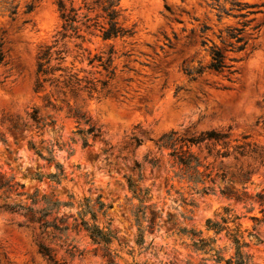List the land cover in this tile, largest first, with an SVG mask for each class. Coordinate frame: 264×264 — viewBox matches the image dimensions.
I'll list each match as a JSON object with an SVG mask.
<instances>
[{
  "label": "rangeland",
  "instance_id": "1",
  "mask_svg": "<svg viewBox=\"0 0 264 264\" xmlns=\"http://www.w3.org/2000/svg\"><path fill=\"white\" fill-rule=\"evenodd\" d=\"M55 1L52 0L50 6H44L45 0H21L14 19L7 12L0 11V43L5 55L0 65V85L9 76H15L21 90L30 91L38 104H43L44 98L53 103L52 95L72 96L58 93V89L48 84L45 91H34L39 48L53 45L47 37V31L56 20L60 21L61 29ZM189 2L191 7H179L185 5L186 0H140L145 7L134 10L137 13L135 16L124 15L128 12L127 8L121 10L119 21L124 28L132 30V36L104 40L99 31L93 28L86 31L83 28L81 34L84 39H65L63 45L58 47L64 50L65 62L62 66L96 85L97 92L92 98L85 92L79 93L88 97L89 106L94 109L98 103L101 104L106 109L104 114L110 127L129 133L140 130L138 135L131 137L135 143L132 155L138 158L131 165H126L128 170L124 174L116 170L119 179L113 182L111 188L107 191L101 188L94 193L82 178L85 184L83 189L73 183L74 171L79 173L82 168L93 165V160L85 151L88 147L84 148L81 143L78 150L65 152L60 142L56 141L57 151L65 152V155L60 156L59 160L52 155L55 162L62 165L66 179L60 185L50 183L47 179L38 182L31 177L35 174H52L56 170L54 165H48L29 148V142L36 146L35 140L25 138L30 126L18 116L11 130L14 133L13 140L20 136L22 142L15 157L9 149L0 153V176L12 179L13 184L24 185V189L10 193L0 191V264H51L39 253L37 241L49 246L61 263L108 264L101 247L94 245L85 231L71 228L62 240H52L47 234L39 236L38 230L32 232L25 227L26 219L21 214L2 207L5 204L26 203V196H17V193L32 194L36 190L40 195L54 196L59 201H68V196L73 195L76 202L87 197L94 204L100 197L108 208L104 216L97 214L98 224L102 228L110 224V229L117 234L118 241L110 245L117 264H200L203 259H211L210 255L195 253L189 246L191 240L178 234L179 227L201 231L203 236L215 238V248L220 249L226 258L233 256L231 240L225 234L216 236L208 233L205 227L207 219H216V215L222 214L226 207L240 217L237 223L241 224L240 231L249 243L244 252L251 256L254 264H264V206L261 207L254 200L237 202L227 199L217 189L215 194H196L190 184L175 177L178 170L172 166L169 150L159 151L156 146L162 135L176 133V129L170 126L174 120L189 116L198 124L197 129L193 131L189 125L185 128V134L178 137L193 138L215 130L228 134L231 140L247 137L248 141L264 146V51L252 43V33L264 31V8L243 33L244 38L248 37L245 38L248 42L245 50L238 55L226 53L227 57L241 59L236 64V74L228 77L227 72L217 73L205 69L202 75L190 79L184 69L207 67L211 63L210 48L213 45L224 48L218 38L219 33L229 26L239 25L234 18L218 21L217 11L207 6L204 0ZM29 3H33L34 9L30 14H25V6ZM150 4H159L165 16L162 17L160 11L153 16L148 7ZM49 8L54 10L55 15ZM81 12L86 13L85 10ZM139 12H143V15ZM160 19L164 20L163 24L159 22ZM38 23L40 27H37ZM257 25L259 28L253 31ZM204 27L209 30L202 33ZM203 41L207 42L205 46L202 45ZM249 51L251 55L245 60V54ZM95 57L102 58L103 62L111 57L109 70L105 71L98 59L90 64ZM59 74L56 73V77ZM38 104L29 107L26 115L29 116L33 109L39 110ZM68 114L62 128L71 125L75 132V120L68 118ZM52 121L56 124L55 120ZM16 123L18 129L13 130L12 126ZM47 128L55 132V125ZM37 131L40 136L44 135L43 130ZM75 142L73 139L72 143ZM193 151L202 158L206 156L204 145L201 149L193 147ZM123 159L127 160L128 157ZM18 160L22 163L18 164ZM151 160L158 161V167L152 168L149 164ZM212 161V158L208 159V162ZM105 164H111L107 152L104 161L96 164L98 177ZM214 167L216 171L219 167L225 168L219 162ZM49 168L53 170L49 171ZM129 178L136 182L138 188L149 190V196L142 204L146 207V216L150 217L151 212L157 213L155 229L153 232H144L145 244L142 248L135 243L138 229L133 217L141 204L128 188ZM253 182L248 185L249 194H264L263 174L255 175ZM216 186L225 185L217 180ZM233 186L241 190L237 181ZM190 200L193 205L188 204ZM251 207L253 210H250ZM58 217L68 218L67 224L72 227L73 217H77L76 209L63 208ZM145 226L146 223H143ZM249 234L256 235L260 243L250 239ZM147 237L153 239L147 240ZM69 244L78 251L73 257L66 252ZM208 264L212 262L208 261Z\"/></svg>",
  "mask_w": 264,
  "mask_h": 264
},
{
  "label": "trees",
  "instance_id": "2",
  "mask_svg": "<svg viewBox=\"0 0 264 264\" xmlns=\"http://www.w3.org/2000/svg\"><path fill=\"white\" fill-rule=\"evenodd\" d=\"M21 0H0V11L7 12L9 17L14 19L18 14ZM210 8L217 11L218 21L224 18H234L238 20V27L229 26L225 31L219 33L218 38L224 45L220 48L213 45L210 48L211 63L207 67H198L195 75L190 69H184V73L191 78L200 76L205 69L213 70L217 73L227 72L228 77L237 73L236 64L241 61L235 56L227 57L226 53L238 55L243 52L247 46V41L243 37V33L256 20V16L262 13L264 2L249 3L244 0H204ZM256 1V0H251ZM264 1V0H261ZM55 5L61 20L60 40L64 41L69 38L84 39L81 32L83 28L88 31L95 29L101 33L104 40L125 38L132 36V30H128L120 23L121 9L118 0H56ZM226 5H230L229 8ZM34 9L33 3L26 4L25 14H30ZM85 10L86 13L81 12ZM91 15H94L93 17ZM259 26L253 27L256 31ZM209 30L204 27L202 33ZM206 41L202 42L205 46ZM0 43V65L3 64L5 55L1 50ZM96 59L105 71H108L112 65L111 57L106 61L102 58H94L90 61L92 64ZM56 62L55 65H52ZM65 62L64 50L53 45H44L39 48L37 53V65L35 73L34 91L39 93L45 91V86H54L58 89V93L72 96H78L79 93L85 92L90 98L97 92L96 85L92 81L84 80L77 73L63 67ZM56 73H60L56 77ZM112 73V71H111ZM84 83V85H82ZM105 85V84H104ZM48 104H52L50 101ZM37 109H33L29 115L30 119L36 123L37 130L42 128L36 120ZM78 113L70 112L68 118L74 119L76 122ZM87 123V121H85ZM54 121L45 122V127L54 126ZM13 130L18 129V124L12 126ZM96 127L89 124L87 129L77 127L76 135H81L85 131L90 135L96 132ZM94 138V137H93ZM82 146L88 147L89 140H82ZM29 148L33 150L48 165H54L55 172L48 175L35 174L31 178L42 182L47 179L50 183L60 185L66 179L62 165L55 162L52 151L45 156L41 151L36 150V146L31 142L28 143ZM139 145L137 141V146ZM204 145L206 156L200 157L193 151V147L201 149ZM159 151L169 150V158L172 166L178 171L175 177L187 182L196 194L210 195L215 194L216 189L222 197L232 199L237 202H247L254 200L261 207L264 206V194L257 193L251 196L248 192V185L254 184L253 177L263 174L264 169V146L248 141L247 137L240 140H231L226 133L215 130L201 133L193 138L178 137L175 132L162 135L156 142ZM212 158V162L208 159ZM219 162L224 165V169L219 167L216 171L214 164ZM149 164L152 168L158 167V161L151 160ZM139 168L140 166L137 165ZM220 180L225 186H216V181ZM236 181L241 185V190H236L233 186ZM209 183L210 185H208ZM128 188L133 193V197L139 200L141 204L133 213L135 224L138 229L136 245L142 248L145 244L144 232L149 230L153 232L156 226L157 213L151 212L150 217L146 216V207L142 204L149 196L148 189H140L136 182L128 179ZM24 189V185L12 183V179H6L0 176V191L4 193L17 192ZM17 196H26V203L5 204L2 207L10 212L19 213L26 219L25 227L32 232L39 231V236L47 234L52 240L60 241L66 237L67 232L72 228L74 230H83L91 239L94 245L100 246L104 257L108 259V264H117L114 260L113 252L110 245L114 241H118L117 234L110 229V224L106 228H102L98 224L97 214L105 215L106 204L98 197L96 202L92 204L91 200L84 197L82 200L75 201L73 195L68 196V201H59L54 196L40 195L36 190L32 194L17 193ZM141 196V197H140ZM184 202V201H183ZM193 205L192 200L188 202ZM63 208L76 209V216L73 217V225L67 224L68 218L58 217L59 212ZM250 210H253L251 207ZM72 217V216H71ZM240 217L232 214V210L224 208L222 214H217L216 219H207L205 223L206 231L218 236L225 234L234 246L233 256L226 258L220 249L215 248L216 240L212 237H205L201 231L179 227L178 234L186 236L191 240L189 245L195 253L210 255L211 259H203L200 264H254L250 255L244 252L249 247V243L244 240L240 231L241 224L237 221ZM254 220L258 221L256 218ZM143 223L146 226L143 227ZM232 224V226H230ZM250 239H255L260 243L259 238L254 234H249ZM39 253L51 264H65L56 259L53 250L42 241H37ZM67 253L73 257L78 252L75 246L68 245Z\"/></svg>",
  "mask_w": 264,
  "mask_h": 264
},
{
  "label": "clouds",
  "instance_id": "3",
  "mask_svg": "<svg viewBox=\"0 0 264 264\" xmlns=\"http://www.w3.org/2000/svg\"><path fill=\"white\" fill-rule=\"evenodd\" d=\"M51 2L52 0H45L44 6H50ZM118 2L121 10L123 8L128 9V12L124 13V15L135 16L137 13L134 12V10L145 7L144 4L140 3V0H118ZM184 6L191 7L192 4L189 0H186L185 5H179V7ZM148 7L152 10L153 16H156L157 11H160L162 17L165 16L160 10L159 4H150ZM49 10L52 9L49 8ZM38 11H40V9H38ZM52 11L53 15H55L54 10ZM139 14L143 15V12H139ZM41 16H43V13H41ZM159 22L163 24L164 20L160 19ZM40 26V23H38L37 27ZM60 35H62L60 21L56 20L47 31V37L54 47L63 45L64 41L60 40ZM245 38L248 39V37ZM252 43L253 45L259 46L261 50L264 51V31L253 32ZM248 55H251L250 51L245 54V60H247ZM190 70L193 75L197 72L194 66H192ZM0 79H2V77H0ZM0 97H2V99H0V109H2V111H0V134H2V138H0V153H3L4 149H9L13 157L16 156L22 138L17 136L16 140H13L14 133L11 130V125L16 121L18 116L30 126L28 132L25 133V138L34 139L36 150L43 151L46 156L48 155L47 150L51 149L57 160H59L60 156L65 155V152L78 150L82 140L90 141L85 151H87L90 158L93 160V165L91 167L82 168L79 173L74 171L75 178L73 183L77 184L81 189L85 187L83 182H86V186L91 187L94 193L101 188L107 191L108 188L112 187L113 182L119 179L116 175V170L119 169L121 174H124L128 170L126 165H131L132 161L138 158L132 155L135 150V143L131 137L138 135L140 130L129 133L123 129L117 130L114 127H110L107 123V117L104 114L106 109L102 108L99 103L94 109L90 107L86 95L60 96L57 94L51 96L53 100L52 104H48L47 98H44L43 104H38L37 98L33 96L30 91L25 92L21 90L20 83L16 80L15 76H9V79L3 85H0ZM37 104L39 110L36 112V120L44 131L43 136L39 135L36 123L26 115L27 109ZM61 109H63V111H61ZM69 112L78 113L75 122L77 127L87 129L89 124L95 125L97 130L93 136H90L86 131L81 135H74L71 125L62 128L64 118ZM51 120L56 121L54 133L44 126L46 121ZM85 121H87V123H85ZM189 125L193 131L198 127V124L192 121L190 116L187 118H178L174 120L170 126L176 129L175 134L177 136H181L185 134V128ZM196 135H199V132H196ZM54 136L55 139H53ZM73 139L76 141L75 144L72 143ZM41 140L43 141L42 144L40 143ZM56 141L60 142L65 152L57 151ZM106 152L111 164H105L98 177L96 164L104 161ZM97 156H99V161H97ZM125 156L128 157L127 160L123 159ZM6 158L7 156L5 154L4 159ZM34 159L38 161V158L34 157ZM17 163H22V161L18 160ZM48 170L51 171L53 169L49 168ZM21 171H23L22 168ZM65 211L68 210L66 209ZM146 239L152 240L153 237H147Z\"/></svg>",
  "mask_w": 264,
  "mask_h": 264
}]
</instances>
